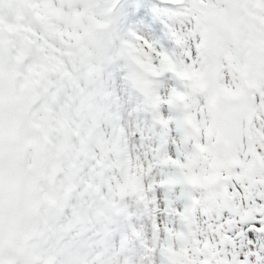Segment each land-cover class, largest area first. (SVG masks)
<instances>
[{
	"label": "snow or ice",
	"instance_id": "obj_1",
	"mask_svg": "<svg viewBox=\"0 0 264 264\" xmlns=\"http://www.w3.org/2000/svg\"><path fill=\"white\" fill-rule=\"evenodd\" d=\"M44 8L68 15L86 10L105 22L106 28L96 44L85 38L70 48L60 35L63 22L51 21L46 27L35 20ZM129 25L153 33L155 39L124 31ZM4 49L24 76L38 71L44 57H55L63 65L62 71L70 74L71 78L63 79L61 73L42 75L31 89L17 87V106H29L32 120L49 109L57 116L69 98L84 88L82 77L96 67L97 56L102 61L99 83L113 93L122 116V90L127 94L125 66L136 62L151 65L154 74L148 75V81L152 94L160 98L159 118L167 124L163 128L145 118L153 132L152 143L163 144L167 156L183 164L193 158L197 145L211 150L219 138L222 159L239 162L222 169L220 175L227 179L209 190L226 188L232 196L227 204L219 197L213 202L203 189L190 190L177 183L172 185L171 200L161 201L168 194L166 186L154 189L156 209L160 210V202L164 208L171 205L173 220L179 224L189 208L191 192L202 201L194 214L195 236L201 246L207 242L218 254L211 264H264V235L256 238V229L264 226V0H158L154 5L148 0H127L125 4L121 0H0V52ZM185 74L203 77L204 86L195 79H184ZM92 79H96L95 73ZM91 90L89 87L84 94ZM174 94L184 96L187 108L183 112L170 103ZM185 116L193 117L196 127L187 144L185 135L190 130L183 124ZM159 171L161 180L179 176L178 169L171 166L165 170L160 165ZM76 221L75 202L64 210L61 223L68 227L67 232L48 219L35 231L14 227L0 212V264H72L70 257L77 256V248H70L69 241H79V228L71 227ZM237 231L247 247L240 254L229 255L237 247ZM119 239V235L113 236L112 243Z\"/></svg>",
	"mask_w": 264,
	"mask_h": 264
},
{
	"label": "rangeland",
	"instance_id": "obj_2",
	"mask_svg": "<svg viewBox=\"0 0 264 264\" xmlns=\"http://www.w3.org/2000/svg\"><path fill=\"white\" fill-rule=\"evenodd\" d=\"M148 2L158 4L155 0ZM125 3L127 0H121V4ZM35 20L46 27L51 26V21L63 22L60 35L70 48L85 38L96 44L106 28L105 22L86 10L68 15L60 9L44 8ZM123 30L155 39L153 33H144L139 26L129 25ZM97 60L96 67L82 77L84 88L69 98L57 116L49 109L32 120L29 106H17V87L31 89L42 75L61 73L63 79L71 78L70 74L62 71L63 65L55 57H44L38 71L24 76L7 49L0 52V64L4 66L0 71V212L14 227L35 231L43 219H48L67 232L68 227L61 223L64 210L75 202L77 221L71 227L79 228V241H69L70 248H77V256L70 257L72 264L76 260L77 264H211L218 255L214 246L207 242L201 246L194 232V214L202 201L189 192V208L176 224L171 205L164 208L160 202V210L156 209L158 201L153 191L164 185L168 194L161 201L171 200L172 185L183 183L190 190L209 192L213 202L219 197L221 203L227 204L232 196L226 188L209 190L227 179L220 175L222 169L238 166L239 162L222 159L219 138L211 150L197 145L193 158L183 164L171 160L163 144L152 143L151 125L145 123L147 117L167 127L157 111L160 98L152 94L148 81V75L154 74L151 65L136 62L125 66L127 94L122 90L120 107L125 110L121 116L113 93L99 83L102 61L99 56ZM129 68L138 69L142 77L130 78ZM183 78L195 79L201 86L205 83L195 74H185ZM89 87L92 90L85 95ZM184 100L183 95L174 94L170 103L183 112L187 108ZM183 124L190 130L185 135L187 144L191 133L196 132L194 118L185 116ZM160 165L165 170L169 166L178 169L179 176L161 180ZM256 234L258 241L264 235V226L257 228ZM116 235L120 239L113 244L112 237ZM234 239L237 247L229 255L240 254V249L247 247L238 231Z\"/></svg>",
	"mask_w": 264,
	"mask_h": 264
}]
</instances>
